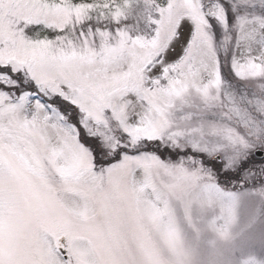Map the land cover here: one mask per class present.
Listing matches in <instances>:
<instances>
[{
    "label": "snow or ice",
    "instance_id": "1",
    "mask_svg": "<svg viewBox=\"0 0 264 264\" xmlns=\"http://www.w3.org/2000/svg\"><path fill=\"white\" fill-rule=\"evenodd\" d=\"M0 264H264V0H0Z\"/></svg>",
    "mask_w": 264,
    "mask_h": 264
}]
</instances>
